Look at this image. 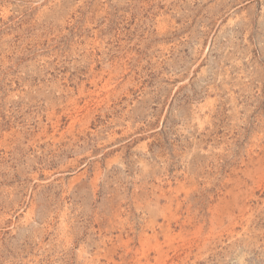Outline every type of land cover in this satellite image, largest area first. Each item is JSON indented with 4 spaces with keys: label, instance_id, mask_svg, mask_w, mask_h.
Segmentation results:
<instances>
[{
    "label": "rangeland",
    "instance_id": "obj_1",
    "mask_svg": "<svg viewBox=\"0 0 264 264\" xmlns=\"http://www.w3.org/2000/svg\"><path fill=\"white\" fill-rule=\"evenodd\" d=\"M0 264H264V0H0Z\"/></svg>",
    "mask_w": 264,
    "mask_h": 264
}]
</instances>
